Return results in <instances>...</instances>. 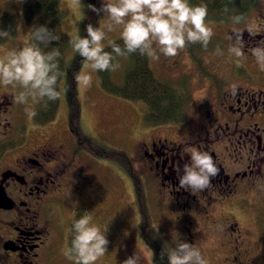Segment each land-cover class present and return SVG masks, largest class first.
<instances>
[{"label": "flooded vegetation", "instance_id": "1", "mask_svg": "<svg viewBox=\"0 0 264 264\" xmlns=\"http://www.w3.org/2000/svg\"><path fill=\"white\" fill-rule=\"evenodd\" d=\"M256 24V36L243 33L246 61L234 56L222 59L212 72L199 76L204 90L193 115L176 123V137L157 136L155 131L142 136L139 152L129 154L128 164L121 165L135 206L136 185L142 195L152 238L160 245V236H165L149 210L150 200L158 199L168 234L197 244L208 264H264V71L250 55V49L264 40V9L259 10ZM232 84L238 85L235 94ZM14 95L0 86V264H74L64 249L70 244L73 221L85 214L92 215L109 241L107 253L96 264H122L137 254L119 253L132 223L127 215H112L113 193L92 176L106 171L120 182L122 177L90 152L96 164L80 162L78 146L65 143L70 138L76 143L68 126L56 138L42 130L49 120L22 121V106L13 103ZM29 130L36 133L33 140L28 139ZM156 142L161 153L154 150ZM189 147L209 152L219 169L203 191L179 187V169L182 175L183 165L190 163ZM150 258L148 262L141 256L140 264H156Z\"/></svg>", "mask_w": 264, "mask_h": 264}, {"label": "clouds", "instance_id": "2", "mask_svg": "<svg viewBox=\"0 0 264 264\" xmlns=\"http://www.w3.org/2000/svg\"><path fill=\"white\" fill-rule=\"evenodd\" d=\"M71 3L77 9L81 6V0H71ZM88 7L93 12L107 14L110 21L108 31H113L114 26L122 27L120 37L123 47L109 41L111 52L104 50L102 41L105 39V32L92 24L86 25V36L76 35L71 39L73 51L88 62L85 66L94 72L116 71L120 67L118 62H113L116 57H126L136 52L159 62L161 56L177 57L189 44L198 43L207 49L214 35L213 26L206 23L207 6L190 5L189 0H103L99 9L93 5ZM231 19L233 27L230 34L225 36L230 42L228 51L239 62H244L248 57L244 51L243 33L247 31L250 36H256L259 29L253 18H246L242 14L234 15ZM8 36V31L0 30V37ZM57 39L46 26H34L25 46L12 49L6 57L0 58V86H19L22 89L14 95L13 103L27 104L29 98L33 102L45 99L55 101L60 98L61 93L56 89L57 81L62 75L58 63L60 52L52 48L45 53L40 47H47ZM216 54L222 55L219 48L216 49ZM250 55L259 70L264 71V40L250 49ZM75 79L84 90L92 86L93 77L90 72L79 73ZM99 82L97 79V83ZM237 88V84L230 86L232 94L236 93ZM25 112L30 119L37 115L34 109L27 107ZM186 152L190 156V163L183 165L182 175L179 169V187L193 192L203 191L211 186V178L217 176L219 169L209 152L200 151L196 147H189ZM92 221V215L85 214L74 220L70 227L71 240L64 249V255L74 260V264H96L107 253L109 241L106 231L102 232ZM143 254L154 255L147 245ZM163 256H167L168 264H208L197 244L181 240L174 246L165 244L161 253L162 258ZM140 260V255L133 254L122 264H140Z\"/></svg>", "mask_w": 264, "mask_h": 264}, {"label": "rangeland", "instance_id": "3", "mask_svg": "<svg viewBox=\"0 0 264 264\" xmlns=\"http://www.w3.org/2000/svg\"><path fill=\"white\" fill-rule=\"evenodd\" d=\"M22 1L23 0H0V15L4 12L12 13L14 17V22L16 26V34L13 37L8 38L7 41L0 45V58L6 57L7 53L12 49H19L25 46V43L29 40L30 33L34 25L26 22L22 15ZM255 0L248 10L243 14L246 18H253L255 22L259 19V10L264 9V0L260 2V5L255 9H251L256 3ZM102 3L103 0H100ZM62 7L66 11V18L63 22L64 30L71 35L73 38L76 35H81V31L86 28V25L90 23V13L91 9L88 5H91L90 0H81V6L77 9L72 5L71 0H60ZM101 5V4H100ZM101 8V6H100ZM241 14V13H240ZM233 14H229L225 18H206V23L213 26L214 35L211 38L207 49L203 48L200 44H189L186 49L180 52V54L175 58H165L160 57L159 62L153 61L149 57L150 66L154 74L165 81L175 85L180 91H182L185 98L184 105V120H188L190 116L193 115L194 106L198 101L202 91L204 90L201 86L199 76L205 74V71H211L216 67V62L227 60L231 55L228 51L230 42L225 39L226 34H230L226 31L227 26L233 27L232 24ZM97 28H100L105 32V39L102 41L103 45L107 44L109 41L120 37V32L122 31L121 26H114L113 31H108L107 25L110 22L107 14L103 12H97ZM243 27V25H238ZM219 48L222 55L216 54V49ZM73 52L72 46L69 48L70 55ZM223 59V60H222ZM174 60H177L174 63ZM187 61V63H185ZM207 61V62H206ZM86 62L82 60V64L78 73L90 72L93 81L92 86L86 90L82 89L80 85L76 82L77 95L79 99V128L80 131L91 138L94 145L100 147L102 150L113 151L125 153V155H134L137 151L139 152V147L137 142L144 135L154 133L157 136H167L169 139H174L179 131V126H176V121L160 122V123H150L143 117V104L140 101L128 99L117 94L110 93L103 89L99 83H97L96 72L92 71L90 68L86 67ZM116 79L121 77V66L113 71ZM2 87V86H1ZM4 87V86H3ZM13 92L18 93L22 89L17 86L13 88L12 86H7ZM6 88V87H5ZM61 96L58 100L57 108L51 119L47 122L46 128L43 131L49 132L50 134H56L55 137H59L60 133L64 131L67 127V109L68 106L63 97V91H60ZM39 102H33L29 98L27 104H21L22 121L28 119V115L25 112V108L34 109L38 114V119H28L31 123H40L43 112L40 109H36ZM42 110V109H41ZM23 118V119H22ZM27 121V120H26ZM28 139L33 140L36 137L34 130L28 131ZM155 139V138H154ZM59 138L57 139V142ZM156 141V139H155ZM67 147L78 146L76 152V158L82 163L96 164V161H92V157L89 153L93 154L95 157L107 160H101L104 167L110 166L112 170L116 173L117 178L122 177L120 182L119 179H114L111 174L106 171H98L92 177L98 183L109 186L112 196V203L110 208L112 209V215L119 217L120 214L128 216V220L132 223L131 234L119 246V253L123 252L127 254L128 252H135L137 255L142 256L145 261H151L150 256L143 254V249L147 245L143 239L141 223L139 226L138 219H140V209L135 206V196L133 194L132 188L128 179L125 178V171L122 166L128 164L126 156L110 154L109 157H105V154H97L88 146L84 147L78 142L74 143L72 138L65 140ZM154 150L161 153V149L156 142ZM85 151V152H83ZM159 159L163 156L162 154L157 155ZM110 160H108V159ZM91 160V161H89ZM122 165V166H121ZM165 173L169 174V169H165ZM124 174V175H123ZM134 178V182H135ZM136 188V187H135ZM155 194V193H154ZM156 197V195H155ZM154 198V197H153ZM137 207V208H136ZM149 210L151 213L152 220L154 224H159V227L164 231L165 236L161 237L160 245L163 248L165 244L173 245L180 239L178 236L168 234L167 225H163V209L162 205L158 199L150 200ZM250 219V218H249ZM249 225L251 221H248ZM161 224V225H160ZM157 228V227H156ZM160 229V228H159ZM151 234V229H148ZM157 235H161L156 229ZM167 233V234H166ZM171 237V240H167ZM165 238V240H164ZM250 243L256 245L255 238H251ZM148 246V245H147ZM149 247V246H148ZM150 248V247H149ZM167 261V260H166ZM168 262V261H167Z\"/></svg>", "mask_w": 264, "mask_h": 264}, {"label": "trees", "instance_id": "4", "mask_svg": "<svg viewBox=\"0 0 264 264\" xmlns=\"http://www.w3.org/2000/svg\"><path fill=\"white\" fill-rule=\"evenodd\" d=\"M255 0H189L190 5L204 4L208 9V18L222 19L229 14L237 15L244 14ZM91 5L100 8L102 3L100 0H90ZM101 4V5H100ZM227 8V11H225ZM22 15L26 22L34 26L44 25L53 35L58 37L56 41H52L49 46L41 45V50L45 53L52 48H56L60 52L58 59L59 70L62 75L59 77L56 85L57 91H63V97L68 106L67 109V126L76 136V142L82 146H88L91 151L97 154H105L103 156L109 157L110 154L128 155L118 152L117 150L106 151L94 145L91 138L80 131L78 118L80 112L79 99L76 89V75L82 64L83 58L74 51L68 55L71 47V35L63 28V22L66 18V11L62 7L60 0H23L22 1ZM97 12L91 11L90 23L93 27L97 26ZM86 29V28H85ZM81 31V35H87L86 30ZM0 30L8 31V37H0V45L13 37L16 34V26L14 17L10 12H4L0 15ZM112 42L123 47L121 37H117ZM104 50L111 52L109 42L104 45ZM115 56V53H113ZM119 63L121 66V77L116 79L113 71L96 72L99 84L106 91L120 95L122 97L133 99L142 102L143 117L150 123H160L169 121H182L184 117L185 98L175 85L158 78L149 63L147 55H140L139 52L132 53L126 57H116L113 61ZM60 99V98H59ZM58 99V100H59ZM58 100L55 101H40L39 105L35 107L43 112V116L39 121L44 122L52 118L54 115ZM42 109V110H41ZM38 114L34 117L38 119ZM139 209L141 212L142 235L145 243L152 249L154 261L156 264H168L167 256L161 257L162 247L152 238L148 231V215L147 210L142 201V195L137 189Z\"/></svg>", "mask_w": 264, "mask_h": 264}]
</instances>
